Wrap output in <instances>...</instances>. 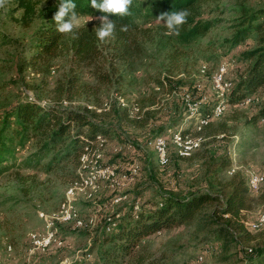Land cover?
<instances>
[{"label":"trees","instance_id":"16d2710c","mask_svg":"<svg viewBox=\"0 0 264 264\" xmlns=\"http://www.w3.org/2000/svg\"><path fill=\"white\" fill-rule=\"evenodd\" d=\"M36 1L15 0L14 8L21 9L15 20L28 25L36 14ZM206 1L209 0H132L129 15H109V19L116 23L115 35L114 38L101 42L95 35V29L100 26L99 19L81 24V27L69 33L66 41H62L65 34L56 31V24L52 19L60 0H46L39 9L41 21L27 42L30 51L26 62L34 64L47 60L57 55L63 44L70 61L76 62L77 66H87L95 82L119 84L127 72L134 70L146 42L173 36L172 48L165 53L169 60L166 68L170 73L178 71V58L185 54L184 48L179 44H188L196 36L205 33L216 21L215 18L201 15ZM73 2L76 4L77 13L93 19L106 15L93 9L90 0ZM236 4L239 13L231 25V33L223 39V43H228L231 48L245 45L238 51V57L246 61V65L231 80L232 84L224 95L226 106H237L245 95L264 88V1L250 7L240 2ZM180 9L189 10L187 22L180 26L178 36L168 35L163 22L157 17L161 12ZM122 25L127 26V31H121ZM74 35L77 38L74 39ZM249 39L254 44L247 47ZM17 65L18 68L29 67L21 59ZM69 70L53 85V101L40 104L35 100L20 99L0 113V172L15 163L17 152L29 147L30 150L20 157L19 166H41L43 171L53 173L60 171L62 177L68 175V180L71 181L75 176L82 145L92 140L96 134L104 135L109 140L114 139L122 145L130 144L128 149L122 146L118 152L107 148L111 154L106 160L118 163L121 166L118 165V170H121L138 157L140 171L141 162L149 154L144 146L146 140L164 133L166 129L175 128L180 119H183L185 113L180 98L182 90L199 96V91L192 82H185L181 76L175 77V73L166 74L154 78L152 87L145 92H139L135 97L133 103L138 107L136 114H128V105L115 106L111 108L115 115L114 120H108L101 111L84 105L73 107L61 103L62 99L69 100L79 96L89 87L86 83H77L79 77L74 68ZM203 85L202 92L207 94ZM162 92L167 94V98H160L159 93ZM215 102L216 99L210 92V96L207 94L189 119L208 115ZM220 115L207 120L198 131L193 130L192 122L190 127L181 128L184 132L201 136L199 146L189 155L178 156L173 150L175 156L186 158L203 145L205 151L201 153L202 162L205 164V173L210 174V178L206 177L204 181L212 187L188 189L181 194L164 191L156 199L139 202L136 209H133L131 200L124 201L128 203L127 209H124L125 204L121 209H111L118 213L122 211L110 231L98 239L97 264H159L166 258V254L163 251L147 254L140 241L154 232L178 227L197 218L203 225H211L210 232L224 241L238 240L240 236L249 237L252 231L264 227L263 224L253 230L246 224L254 217L249 218L253 204L264 198L261 193L251 195L246 183V172L236 169L227 177L219 176L221 172L224 173L230 161L227 149L220 152L219 147H216L219 146L216 144L219 138L228 129L226 121L217 120ZM260 117H264V101L248 115L245 123H253ZM134 129H139L138 132L142 133L140 137L134 134ZM208 145L211 147H206ZM167 152L168 161L165 165L169 162V145ZM43 159L45 160L42 161ZM106 190L109 199L119 191L116 188ZM259 191L260 187L254 194ZM119 204L117 207H120ZM207 205L209 211H204ZM250 246V253H244L241 249L243 260L246 261L244 264L263 262L264 244Z\"/></svg>","mask_w":264,"mask_h":264},{"label":"rangeland","instance_id":"374dc122","mask_svg":"<svg viewBox=\"0 0 264 264\" xmlns=\"http://www.w3.org/2000/svg\"><path fill=\"white\" fill-rule=\"evenodd\" d=\"M45 1H36V14L28 25L15 20L21 13L20 8H14L15 0H8L6 10L0 9V113L20 99H32L42 103L53 101V85L58 79H62L70 68L76 70L79 77L77 83H86L89 87L79 96L69 99L68 104L73 107L84 105L89 109L99 108L97 111H101L100 113L108 120H114L115 115L111 108L123 106L114 98V93L122 94L124 102L129 105L134 102L139 92H145L152 87L154 78L166 74L175 73V77L181 76L185 82H192V84L203 81V88L210 96L209 76L220 62L226 63L225 78L229 80L240 74L246 65V61L238 57V51L245 45L231 48L228 43H223V39L231 33L233 29L231 25L239 13L236 3L240 2L250 7L264 0L206 1L201 15L215 18L216 21L205 33L196 36L188 44H179L184 48L185 54L178 58V71L170 73L166 68L169 60L165 53L172 48L173 36L156 37L157 41L145 43L144 52L140 55V60L135 63L134 70L127 72L119 84L95 82L87 66L84 64L77 66L76 62L70 61L68 51L63 44L57 55L47 60L34 64L26 62L30 51L27 42L34 28L41 21L39 9ZM77 14L81 24L91 18L81 13ZM94 20L97 19L92 18L90 21ZM68 36L69 34H65L62 41H66ZM248 41L247 47L254 44L252 39ZM19 59L29 67L18 68ZM202 65L204 70L199 71ZM159 95L163 99L167 97L164 92ZM105 100H108L109 105L101 109V103ZM262 101L264 99L253 104L225 106L217 119L226 121L228 129L224 136L219 138L216 143L219 146L216 147H219L220 152L227 149L234 155L236 167L243 173L248 168L260 169L264 165V119L245 123L248 115ZM191 122V119L186 118L180 119L179 124L188 128ZM138 131L139 129H134V134L140 137L142 133ZM115 142L114 139L107 138L108 148L110 149ZM209 145L206 147H211ZM146 149L149 154L141 162L138 175L133 182L122 189H117L119 191L115 193L126 192V198H137L142 203L147 199H156L164 191L181 194L188 189L212 187L204 181L206 177L210 178V174L205 173V164L202 162L201 153L205 151L203 145H200V148L193 151L190 156L181 158L174 155V149L169 143V162L163 167L156 165L154 154L148 147ZM29 150V147H24L17 152L15 163L0 172V256H2L4 244L10 242L12 252L16 260L20 262L28 244L26 234L42 228V219L37 211L49 212L55 209L69 181L68 175L62 177L60 171L53 173L43 171L41 166L35 168L19 166L20 157ZM110 154L105 150L104 158L108 159ZM219 176L227 177L222 172ZM259 193L264 197V182L260 186V191L251 195L256 196ZM124 201L125 198H120L111 203L104 186L98 188L93 200L78 196L75 205L79 214L84 217L90 214L95 215L96 225L91 229H75L66 224L57 225L58 236L63 239L64 245H53L44 253L35 252L32 257L33 262L58 264L63 257H66L71 264H97L98 239L106 234L99 226L101 215L111 209H121L124 204V209H127L128 203ZM118 204L120 207H117ZM261 210H264V198L253 204L249 218ZM204 211H209V205L204 207ZM210 227L212 226L203 225L197 218L178 227L154 232L142 239L140 243L143 244L147 254H155L159 251L166 254V258L159 264H244L246 261L243 260L241 246L243 244L253 246L264 244V227L252 231L249 237L240 236L234 241H224L216 237L210 232ZM206 243L211 245L210 250L203 254L200 261L195 262V256ZM85 252H89L88 257L84 256ZM82 255L83 258L77 260V256ZM1 263L9 264L5 258Z\"/></svg>","mask_w":264,"mask_h":264},{"label":"built area","instance_id":"2783aa9c","mask_svg":"<svg viewBox=\"0 0 264 264\" xmlns=\"http://www.w3.org/2000/svg\"><path fill=\"white\" fill-rule=\"evenodd\" d=\"M227 65L225 62H220L215 69L210 73L209 86L212 97L216 99L210 113L206 116L196 117L192 120V128L194 131H198L202 124L207 120L219 116L226 103L224 101V95L229 90L232 81L225 78ZM203 65L199 67V71H203ZM202 82L197 81L194 83L195 89L199 91V96H194L188 90H182L180 98L184 107L183 120L191 116L201 102L206 98L207 94L202 92ZM155 89H158L155 86ZM173 93V91H172ZM114 98L122 105H127L124 102L123 96L114 93ZM167 98V97H166ZM264 99V88L258 89L252 93L245 95L238 105H247L256 103V101ZM32 100V99H30ZM36 101V100H35ZM38 102V101H37ZM40 104H45L38 102ZM63 105H69L68 100L63 99L61 101ZM109 102L105 100L101 103L100 108L105 109L108 107ZM99 108L95 109L98 110ZM138 110L136 103L128 105V114L134 115ZM264 117H260L259 120H263ZM182 124H178L175 128L166 129L164 133L155 135L154 137L147 139L144 146L154 154L155 163L158 166H164L168 161L167 147L169 143L172 145L175 153L178 156H187L192 150L199 146L201 136L199 134H191L187 131H182ZM124 148H129L130 144L122 145L115 143L111 146L112 152H118ZM107 137L101 134H96L92 140L82 145L78 154V164L75 168V176L69 181L63 191L62 197L57 203L55 209L51 211L38 210L37 214L42 219V228L36 231H29L26 234L28 244L25 248L22 261H17L15 254L12 252V246L10 242L4 244L2 256H0V264L2 259L5 258L9 264H45L44 262H33V255L35 252L44 253L51 245L62 246L64 245L63 239L58 236L57 225H70L75 229H90L96 225V216L93 214L82 216L79 214L75 205V200L78 196L82 198L93 200L95 193L100 186H104L108 189L116 188L122 189L128 184L133 182L134 178L139 172L140 163L138 157L131 160L126 168L118 170V163L108 162L104 158V151L107 150ZM141 155V154H139ZM142 156V155H141ZM229 164L224 169L226 176L231 175L237 169L234 155L229 153ZM247 175V187L251 193H256L259 190L261 183L264 181V165L260 169L248 168L246 169ZM126 192H119L112 195L110 202H116L120 198L125 200H131L133 209H136L139 205L137 198H126ZM110 203V204H111ZM110 210L109 212L101 215L100 228L108 232L115 223L119 213L117 211ZM112 212V213H111ZM250 229H258L264 224V210L255 213L253 219L246 222ZM211 248L210 244H204L199 253L195 256L194 261L198 262L202 259L203 254L208 252ZM241 249L244 253H250L252 248L250 245H242ZM85 257L89 256V252L84 253ZM82 256H77V260H81ZM58 264H70L63 257ZM264 264V261L259 263Z\"/></svg>","mask_w":264,"mask_h":264},{"label":"clouds","instance_id":"9594fccd","mask_svg":"<svg viewBox=\"0 0 264 264\" xmlns=\"http://www.w3.org/2000/svg\"><path fill=\"white\" fill-rule=\"evenodd\" d=\"M132 0H90V6L106 15L99 16L100 26L95 29V35L101 42L108 38H114L116 23L109 19V15L126 16L129 15V7ZM8 0H0V9L6 10ZM189 10L180 9L178 11L161 12L157 17L163 22L168 35H179V28L187 22ZM53 21L56 24V31L61 34L73 33L74 29L81 27V21L76 12V4L73 0H60L57 10L53 14ZM89 18L86 22L90 21ZM121 31H127V26H121ZM73 38H77L75 35Z\"/></svg>","mask_w":264,"mask_h":264}]
</instances>
